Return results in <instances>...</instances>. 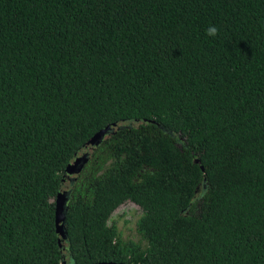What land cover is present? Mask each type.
I'll use <instances>...</instances> for the list:
<instances>
[{"label":"trees","instance_id":"trees-1","mask_svg":"<svg viewBox=\"0 0 264 264\" xmlns=\"http://www.w3.org/2000/svg\"><path fill=\"white\" fill-rule=\"evenodd\" d=\"M100 261L264 264V0H0V264Z\"/></svg>","mask_w":264,"mask_h":264},{"label":"water","instance_id":"water-1","mask_svg":"<svg viewBox=\"0 0 264 264\" xmlns=\"http://www.w3.org/2000/svg\"><path fill=\"white\" fill-rule=\"evenodd\" d=\"M116 128L117 126H115V124H112L111 126L106 125L105 127L96 131L88 139L87 145L97 146L100 143V141L104 138V136L110 134L112 132V129H116ZM160 128L163 129L162 127ZM87 159H88V154L83 153L79 156H76L71 163L65 166L64 173L69 182H72V180L74 179V175L79 173V171L81 170L83 164L87 161ZM194 162H198V160L195 159ZM200 169L202 170L201 166ZM68 194L69 192L67 190H62L58 192L54 198V229L61 239L64 238L63 220H64L65 203L68 199ZM92 264H126V263L115 262V261H100Z\"/></svg>","mask_w":264,"mask_h":264},{"label":"rangeland","instance_id":"rangeland-1","mask_svg":"<svg viewBox=\"0 0 264 264\" xmlns=\"http://www.w3.org/2000/svg\"><path fill=\"white\" fill-rule=\"evenodd\" d=\"M140 214V209L131 202H124L111 214L108 222L114 223L123 240L137 241L134 223Z\"/></svg>","mask_w":264,"mask_h":264},{"label":"clouds","instance_id":"clouds-1","mask_svg":"<svg viewBox=\"0 0 264 264\" xmlns=\"http://www.w3.org/2000/svg\"><path fill=\"white\" fill-rule=\"evenodd\" d=\"M218 33V29L215 26H210L206 29V35L209 37H215Z\"/></svg>","mask_w":264,"mask_h":264}]
</instances>
